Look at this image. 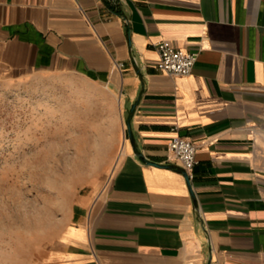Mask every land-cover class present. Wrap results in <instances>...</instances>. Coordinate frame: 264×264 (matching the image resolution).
<instances>
[{
    "label": "crops",
    "instance_id": "0c3cea01",
    "mask_svg": "<svg viewBox=\"0 0 264 264\" xmlns=\"http://www.w3.org/2000/svg\"><path fill=\"white\" fill-rule=\"evenodd\" d=\"M161 41L198 52L190 75L157 69ZM30 71L106 86L123 130L44 264H264V0H0V77Z\"/></svg>",
    "mask_w": 264,
    "mask_h": 264
},
{
    "label": "rangeland",
    "instance_id": "374dc122",
    "mask_svg": "<svg viewBox=\"0 0 264 264\" xmlns=\"http://www.w3.org/2000/svg\"><path fill=\"white\" fill-rule=\"evenodd\" d=\"M117 96L71 73L0 77V264H44L121 154Z\"/></svg>",
    "mask_w": 264,
    "mask_h": 264
},
{
    "label": "built area",
    "instance_id": "2783aa9c",
    "mask_svg": "<svg viewBox=\"0 0 264 264\" xmlns=\"http://www.w3.org/2000/svg\"><path fill=\"white\" fill-rule=\"evenodd\" d=\"M159 59L156 67L159 71L170 76H187L194 69L198 52L183 50L161 41L157 44ZM121 66L120 63H116ZM197 145L191 140L178 134L174 135L168 144L171 158L176 161L190 179L194 177V168L198 165Z\"/></svg>",
    "mask_w": 264,
    "mask_h": 264
},
{
    "label": "water",
    "instance_id": "95a60500",
    "mask_svg": "<svg viewBox=\"0 0 264 264\" xmlns=\"http://www.w3.org/2000/svg\"><path fill=\"white\" fill-rule=\"evenodd\" d=\"M127 128H128L129 133H130V132H131V128H130V125H129V124H127ZM151 164H152V165H155V166H164V165H160V164H157V163H151ZM183 172H184V175H185L186 180H187V182H188L190 192L192 193L191 181H190V179H189L187 173H186L185 171H183Z\"/></svg>",
    "mask_w": 264,
    "mask_h": 264
}]
</instances>
